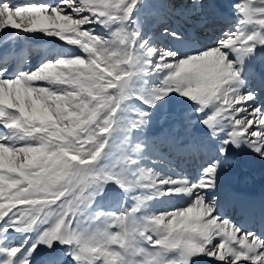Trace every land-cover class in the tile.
Wrapping results in <instances>:
<instances>
[{
    "label": "snow or ice",
    "instance_id": "1",
    "mask_svg": "<svg viewBox=\"0 0 264 264\" xmlns=\"http://www.w3.org/2000/svg\"><path fill=\"white\" fill-rule=\"evenodd\" d=\"M5 29L51 47L0 53V264H264V200L219 184L264 162V0L0 2Z\"/></svg>",
    "mask_w": 264,
    "mask_h": 264
},
{
    "label": "bare ground",
    "instance_id": "2",
    "mask_svg": "<svg viewBox=\"0 0 264 264\" xmlns=\"http://www.w3.org/2000/svg\"><path fill=\"white\" fill-rule=\"evenodd\" d=\"M215 2L226 5L230 3V0H219ZM18 3H22V0L18 1ZM18 3H14L13 6ZM214 30L216 31L214 32ZM13 31L11 29H5L3 32H0V53L5 51L22 52L28 45L33 49V45L29 43L30 41L18 39L16 35L12 34ZM218 31V28L209 29L208 38L204 39L203 43H210L212 36ZM50 47L51 45L46 44L38 49H34V51L38 52L32 53L34 56H37L35 60H38L44 50ZM219 184L221 197H223L225 192L233 190L236 194L244 198L253 197L254 200H257L260 193L264 195V162L252 159L245 153H234L231 161L224 166L219 174ZM183 203V201H177L168 207L179 208L183 206ZM243 264H246V262H243Z\"/></svg>",
    "mask_w": 264,
    "mask_h": 264
},
{
    "label": "rangeland",
    "instance_id": "3",
    "mask_svg": "<svg viewBox=\"0 0 264 264\" xmlns=\"http://www.w3.org/2000/svg\"><path fill=\"white\" fill-rule=\"evenodd\" d=\"M215 1H219V0H215ZM231 2H232V0H230V3ZM240 2H242V0H240ZM29 43H31L33 45V49H31V51L29 53L30 58L32 59L33 62L38 61V60H35V59H37V56L36 55L34 56V54H31L34 51V49H38L39 47H42L43 45H46V44L50 45L48 43H45L44 41H30ZM33 53H38V52L34 51ZM175 111H179V109H175ZM159 126H160L159 123H157L156 127L158 128Z\"/></svg>",
    "mask_w": 264,
    "mask_h": 264
}]
</instances>
